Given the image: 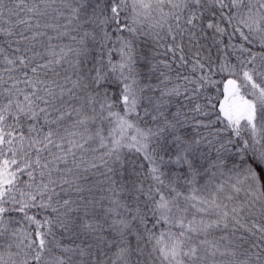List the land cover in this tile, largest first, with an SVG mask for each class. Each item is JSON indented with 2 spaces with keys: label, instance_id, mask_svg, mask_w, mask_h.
Here are the masks:
<instances>
[{
  "label": "snow or ice",
  "instance_id": "snow-or-ice-1",
  "mask_svg": "<svg viewBox=\"0 0 264 264\" xmlns=\"http://www.w3.org/2000/svg\"><path fill=\"white\" fill-rule=\"evenodd\" d=\"M0 264H264V0H0Z\"/></svg>",
  "mask_w": 264,
  "mask_h": 264
}]
</instances>
